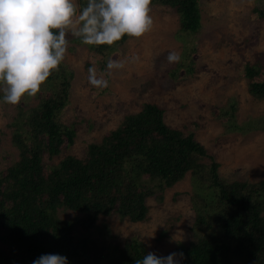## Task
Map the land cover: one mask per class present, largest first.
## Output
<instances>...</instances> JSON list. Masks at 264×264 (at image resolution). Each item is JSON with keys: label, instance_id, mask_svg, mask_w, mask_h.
Returning a JSON list of instances; mask_svg holds the SVG:
<instances>
[{"label": "rangeland", "instance_id": "rangeland-1", "mask_svg": "<svg viewBox=\"0 0 264 264\" xmlns=\"http://www.w3.org/2000/svg\"><path fill=\"white\" fill-rule=\"evenodd\" d=\"M73 3L78 16L80 0ZM199 4L202 27L195 33L183 30L177 10L160 2L150 5L152 28L140 38L127 36L96 50L67 29V51L56 71L59 77H48L36 96H25L16 105L5 103L0 90V176L19 161L25 148L37 143L44 145L43 169L45 177L50 176L66 158H87L90 144L101 142L146 103H155L164 109L167 124L186 134L193 132L210 157L198 159V166L166 182H151L137 173L141 185L150 181L155 187L146 198L147 219L132 222L111 214L101 215L98 223L109 225L111 240L119 247L135 236L158 256L178 253L180 242L195 240L192 227L201 217L197 210L215 196L210 187L212 159L219 163L224 181L264 180V124L256 123L264 116V97L251 91L245 74L246 64H254L261 71L255 79L264 80V0H199ZM170 52L179 54V62H168ZM117 61L122 68L109 67ZM90 75L100 86L90 83ZM64 77L69 96L56 115L63 143L60 153L50 156L35 110ZM69 130L75 132L72 142L65 133ZM77 214L64 207L54 212L61 220Z\"/></svg>", "mask_w": 264, "mask_h": 264}, {"label": "trees", "instance_id": "trees-1", "mask_svg": "<svg viewBox=\"0 0 264 264\" xmlns=\"http://www.w3.org/2000/svg\"><path fill=\"white\" fill-rule=\"evenodd\" d=\"M156 2L177 10L183 30L201 29L199 0L151 4ZM86 3L80 0V12ZM58 70L52 71L51 80L59 77ZM260 72L254 64H246L251 91L264 97V80L255 79ZM68 85L64 77L35 110L50 156L60 153L63 143L56 115L66 105ZM256 123L264 124V116ZM65 133L72 142L75 132ZM43 146L25 148L19 161L0 176V264H33L44 254L66 256L68 264H135L148 253L138 237L130 236L119 247L111 240L109 225L98 223L99 217L117 214L132 222L146 220V198L155 187L150 181L141 185L137 173L151 182H166L198 166V159L210 157L193 132L186 134L167 124L164 109L155 103H146L101 142L90 144L87 158H66L47 177ZM209 165L215 196L197 210L201 217L192 227L196 239L178 244V253L184 254L180 264H264V180L227 182L220 177L218 162L212 159ZM60 207L78 214L58 219L54 212Z\"/></svg>", "mask_w": 264, "mask_h": 264}, {"label": "clouds", "instance_id": "clouds-1", "mask_svg": "<svg viewBox=\"0 0 264 264\" xmlns=\"http://www.w3.org/2000/svg\"><path fill=\"white\" fill-rule=\"evenodd\" d=\"M152 0H87L77 16L73 0H0V90L7 104L34 97L65 58L66 30L88 45H112L125 35L140 38L152 28ZM58 30V34L54 32ZM169 63L179 62L170 52ZM109 67L122 68L121 62ZM93 86L100 82L90 75ZM174 240L175 237H173ZM178 241V240H177ZM183 252H148L135 264H180ZM33 264H68L59 254H44Z\"/></svg>", "mask_w": 264, "mask_h": 264}]
</instances>
